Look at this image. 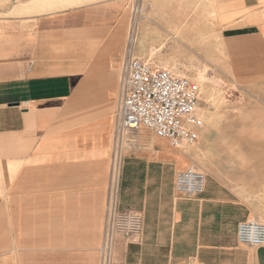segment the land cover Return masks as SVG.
I'll return each instance as SVG.
<instances>
[{
  "label": "crops",
  "instance_id": "obj_1",
  "mask_svg": "<svg viewBox=\"0 0 264 264\" xmlns=\"http://www.w3.org/2000/svg\"><path fill=\"white\" fill-rule=\"evenodd\" d=\"M132 1L0 0V264H264V246L237 238L243 222L264 225L263 99L252 104L259 145L227 146L192 199L175 190L192 150L146 128L116 134L127 61L168 38L163 18L145 16L130 41ZM204 5L241 72L264 79V0ZM127 210L142 215L140 236H109Z\"/></svg>",
  "mask_w": 264,
  "mask_h": 264
},
{
  "label": "rangeland",
  "instance_id": "obj_2",
  "mask_svg": "<svg viewBox=\"0 0 264 264\" xmlns=\"http://www.w3.org/2000/svg\"><path fill=\"white\" fill-rule=\"evenodd\" d=\"M177 1L182 5L177 9L164 7ZM187 1L133 0L127 14L133 20L132 41L140 17L163 18L157 21L167 41L147 61L190 79L200 88L198 115L205 126L199 140L182 150H192L197 155L196 163L189 169L206 175L209 170L219 171L225 161L221 153L227 146L229 150H251L259 145L255 141L258 127L252 118V104L259 97L264 100V79H253L248 71L241 72V65L229 56L215 31L214 13L205 7L204 0H190L195 4L190 9L185 5ZM156 25L155 20L152 26ZM189 26L193 30L188 31ZM246 69L250 72L251 67Z\"/></svg>",
  "mask_w": 264,
  "mask_h": 264
},
{
  "label": "built area",
  "instance_id": "obj_3",
  "mask_svg": "<svg viewBox=\"0 0 264 264\" xmlns=\"http://www.w3.org/2000/svg\"><path fill=\"white\" fill-rule=\"evenodd\" d=\"M199 96V86L190 79L158 68L150 61L130 58L122 74L116 134L123 136L146 128L167 139L172 147L185 149L197 141L203 126L198 115ZM205 184L206 175L191 168L178 174L175 190L178 196L192 199L204 192ZM143 226V217L135 210L113 212L108 234L132 239L140 236ZM237 238L241 244L262 247L264 225L257 221L243 222Z\"/></svg>",
  "mask_w": 264,
  "mask_h": 264
}]
</instances>
